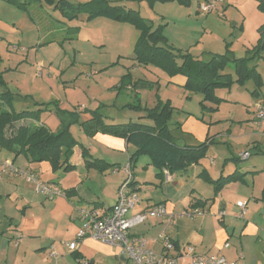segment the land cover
I'll use <instances>...</instances> for the list:
<instances>
[{"label":"rangeland","instance_id":"obj_1","mask_svg":"<svg viewBox=\"0 0 264 264\" xmlns=\"http://www.w3.org/2000/svg\"><path fill=\"white\" fill-rule=\"evenodd\" d=\"M65 1L75 5L68 8L71 18L65 17L59 8L44 0H0V70L6 86L15 94L12 108L16 112L37 109L36 103L55 101L68 112L82 109L84 115L98 110L103 114L105 122L114 120L120 123L151 124L147 119L140 122L137 118L139 112L131 106L149 108L157 102L166 103L172 109L171 118L173 111L175 112L174 122H178L180 129L184 126L182 131L185 132V138L197 140L196 135L203 128L209 130L210 137L221 130L227 132L230 129L237 144H232L229 151L233 155L239 152V146L248 139L245 140L241 132H233L232 129L238 125H243V129L249 126L248 120L252 117V110L254 112V104L264 94V59L257 57L249 65L259 74V87L253 80H247L243 85L235 84L229 89H219L215 95L222 99L221 103L203 102L201 106L200 95L168 85L166 80L155 76L158 73L165 76L157 68L148 67L152 70L144 72L143 66L134 61L133 47L139 31L129 21H114L106 17L86 20V15L81 12L82 8L77 5H83L88 0ZM104 1L108 5L119 6L124 12H136L151 23L153 28L161 26V32L169 46L183 53L199 55L203 61H208L212 55L222 54L244 57L247 50L256 44L259 38L258 28L264 24V13L258 8L259 0H229L226 5L222 0L208 14L199 11V5L205 0H187V4L152 0ZM133 61L142 67L140 71H131ZM40 72L42 76L38 77ZM225 73L234 76L231 63L227 65ZM44 78L59 86V96L53 95L44 83ZM141 80L151 87L136 90L132 85ZM122 84H131L132 95L125 88L119 89ZM253 91L257 95L251 94ZM126 103L130 104L116 106ZM9 109L7 105L0 104V110ZM231 120L234 122L231 123ZM225 123L226 126H223ZM248 130L254 131V128L245 129L246 132ZM70 132L78 142L84 140L85 135L77 123L71 125ZM10 134L11 130L7 129L6 135ZM260 137L263 140L260 141V149L252 153L249 160L257 167L264 166V135ZM211 145L213 152L206 153L203 161L207 166L210 165V158L214 160L213 154L222 153L220 156H224L227 147L219 140L209 146ZM224 159L225 157L222 158V163ZM242 162L241 160L236 164L241 166ZM141 163L142 160L137 164V169L141 170ZM263 169L258 170V177L264 175ZM203 186L200 190L209 194L211 187L208 184ZM253 204L251 200L247 208ZM262 211L260 208L257 214L261 215ZM206 215L216 223L208 227L213 232L220 226L218 218L213 213ZM240 227L241 223L230 237L234 246L239 245ZM240 239L247 245L251 243L244 235ZM103 261L105 264H114V258Z\"/></svg>","mask_w":264,"mask_h":264},{"label":"crops","instance_id":"obj_2","mask_svg":"<svg viewBox=\"0 0 264 264\" xmlns=\"http://www.w3.org/2000/svg\"><path fill=\"white\" fill-rule=\"evenodd\" d=\"M228 1L223 0L224 5L228 4ZM196 56L201 59L199 55ZM131 64L132 72H138L142 68L134 61ZM143 69H145L144 72L152 70L148 67H143ZM155 76L166 80L168 85L179 88H182L186 81L181 75L167 77L158 73ZM145 80L148 81L147 78ZM44 83L48 85L54 96H59V86L56 83L49 79H45ZM132 86L136 90H146L151 87H148L142 80ZM123 88L129 90V94L132 95L131 84L119 86L120 90ZM138 91L137 93H139ZM118 96L117 92L116 98ZM263 96L264 94L260 96V99ZM129 104H116V106L122 107ZM57 105L61 110H66L59 103ZM152 107L154 106L149 108ZM74 112L77 113L81 121L90 118V113L83 115L82 109H77ZM174 116L175 112L173 111L169 130L177 144L193 146L200 144L199 141L203 143L207 139L212 140V143H218L219 140L227 146L223 153L224 156H220L222 153L213 154L214 160L210 158L209 166L204 165L205 158H203L198 164L191 165L186 170L177 172L163 170L160 173L147 156H138L134 163H130V156L135 152V148L127 140L101 133L92 137L85 136L81 142L74 138L77 145L72 149V154L68 159H62L61 164L65 163L56 172H52L48 162H32L23 155L13 159L12 154L0 151L2 160L12 161L16 168L29 171L36 175L39 181L53 185L63 193L60 197L47 199L42 194L36 193L34 185L23 176L8 175L0 181V264H79V260L87 261L89 264H105L103 260L106 258H114V264H119L123 257L115 247L88 238L80 242L77 241V248L74 251L67 249L66 244L76 241V233L81 225L77 216L78 210L96 209L100 214H104L114 206L117 188L126 177L121 168L126 163L131 165L133 186L138 198L140 197L138 204L128 213V217L162 204L169 213L178 216L166 229L167 235L178 248L191 246L198 254L222 255L232 261L237 260L238 255L242 254L241 264H264V203L258 202L264 175L262 177L256 175L258 170L264 166L257 167L254 162H249L252 153L260 149V141H263L260 136L264 135V125L262 127L253 125L254 113L252 110V117L248 120L250 121L249 126H246L245 129L252 127L254 131L246 132L243 125L234 126L233 132H241L245 136V140H248L243 142L239 146V152L233 155L229 151V147L237 143L236 137L232 136L230 129H227V132L221 130L217 135L210 137L209 130L203 128L197 133V140L185 138L184 126L180 129L178 122L173 120ZM142 117L144 114L139 112L137 118L140 122L144 120ZM106 123L124 124L114 120H108ZM23 124L44 125L51 132H56L59 129L58 117L52 110L45 112L39 122H18L14 126L17 128ZM223 126H226V123ZM193 134L195 135V133ZM82 149L86 153L87 161H101L106 167H102V171L92 165L87 167L82 156ZM213 149L212 145L209 146L206 153L211 154ZM244 152H248L249 157L242 160L240 166L236 162L241 161L240 154ZM223 157L225 159L222 163ZM140 160H142L141 170L137 169ZM65 165L72 166V169L63 172ZM234 171L246 174L242 180L226 184L214 196L212 186L204 178L216 180L220 176H228ZM200 173L203 174L200 175ZM199 182H203V184ZM204 184L211 187L209 194H204L200 190ZM210 199L213 200L210 201ZM206 200L209 201L205 203ZM251 200L254 204L247 208ZM238 201L246 204L247 214L244 220L235 218L237 212L235 204ZM194 202L202 203L198 209L216 215L220 226H217L215 231L208 230V227L216 224L212 217H206L208 215L181 216L192 212L191 206ZM260 208L263 211L261 215H258L257 212ZM222 210L225 212V216L220 217L217 213ZM240 223L241 233L239 232L238 238L244 235L251 240V243L247 245L239 238V245L234 246L230 242V237L233 236L236 226ZM163 229L164 225L160 220H148L132 228L130 237L144 238L148 248L161 254L160 243L153 240ZM16 238L19 239L17 245L14 246L13 241ZM226 244L227 248L224 247Z\"/></svg>","mask_w":264,"mask_h":264},{"label":"trees","instance_id":"obj_3","mask_svg":"<svg viewBox=\"0 0 264 264\" xmlns=\"http://www.w3.org/2000/svg\"><path fill=\"white\" fill-rule=\"evenodd\" d=\"M44 1L59 8L65 17L71 18L68 8L71 9L75 5L65 0ZM152 1L188 3L187 0ZM77 6L82 8L81 12L86 15V20L106 17L114 21H129L139 31V36L133 47L134 61L143 67H155L167 77L183 76L186 81L182 89L190 94L200 95L202 98L201 106H203V102L221 103L222 99L215 95L219 89H229L235 84L243 85L247 80H253L257 87L261 85L259 74L255 68L251 69L249 65L250 61L257 57L264 59V24L258 28L259 38L256 44L247 50L244 57L236 58L222 54L212 55L208 61H203L197 56L183 53L169 46L161 32V26L153 28L151 23L132 10L124 12L125 10L119 6L108 5L104 0H91ZM258 8L264 13V0H259ZM229 63L232 64L234 76L225 73ZM251 94L257 95V92L253 91ZM14 95L6 86L3 80V72L0 70V104L10 108L8 111L0 110V151L12 154L13 159L23 155L32 162H48L52 172L58 171L63 166L65 162L61 164L62 159H68L72 154V149L77 145L70 132L71 125L75 123L79 125L87 137L101 133L127 140L135 148L129 162L134 163L138 156H147L151 164L160 173L163 170L168 172L182 171L191 165L198 164L200 160L205 158L207 148L212 144V140L209 139L193 146L177 144L169 130L172 109L166 103L157 102L152 108L131 106L137 112L143 113L144 117L142 118L149 120L151 124L137 122L109 124L104 121L98 110L90 111V118L81 121L77 113L61 110L55 101L46 104L36 103L37 109L16 112L12 108ZM51 110L59 120V129L56 132H51L44 125L23 124L17 128L14 127L18 122H39L41 116L45 112H51ZM13 128L14 130H12ZM7 129L11 130V134L8 136L6 135ZM82 156L87 167L92 165L100 171L103 170L102 167H106L101 161H87L83 149ZM71 169L72 166L65 165L63 172ZM202 174L200 173V175ZM245 174L234 171L232 174L220 176L216 180L207 177L204 180L212 186L215 196L226 184L242 180ZM212 200L210 199V201ZM208 201L206 200L205 203ZM258 201L264 203V182ZM200 206L202 203L194 202L191 208L198 209Z\"/></svg>","mask_w":264,"mask_h":264},{"label":"built area","instance_id":"obj_4","mask_svg":"<svg viewBox=\"0 0 264 264\" xmlns=\"http://www.w3.org/2000/svg\"><path fill=\"white\" fill-rule=\"evenodd\" d=\"M222 0H205L199 5V11L202 14H208L216 9V4ZM42 73L38 74L41 77ZM253 125L262 127L264 125V97L254 104ZM249 157L248 152L240 154V159L245 160ZM122 170L126 177L117 188L116 201L111 210L100 214L96 209H80L77 216L81 225L76 233V241L66 244L67 249L74 251L77 248V241L80 242L86 238L97 241L104 245L115 247L123 257L119 264H241L243 255L239 254L237 260H228L222 255L198 254L191 246H185L180 249L167 235L166 229L170 226L177 215L171 214L162 204L155 205L147 210L128 217V213L135 208L139 202L136 190L133 186V176L131 165L126 163ZM23 176L34 185L36 193L42 194L47 199H54L63 195L57 187L39 181L36 175L29 171H22L16 168L10 160L0 158V181L6 176ZM238 209L235 215L236 219L244 220L247 214L245 202L238 201L235 204ZM208 214L206 210L193 209L191 213H185L181 216H204ZM218 216H225V212L219 211ZM148 220H160L164 229L161 231L154 242L161 245L162 253L157 254L147 247V241L140 237H130V230ZM16 238L13 245L18 243ZM225 248L228 247L226 244ZM53 256L55 254L53 253ZM79 264H89L87 261H78Z\"/></svg>","mask_w":264,"mask_h":264}]
</instances>
